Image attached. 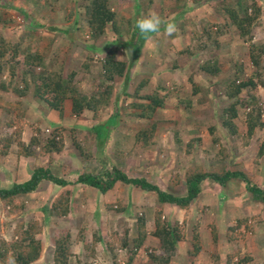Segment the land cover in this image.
Returning a JSON list of instances; mask_svg holds the SVG:
<instances>
[{
	"label": "rangeland",
	"instance_id": "obj_1",
	"mask_svg": "<svg viewBox=\"0 0 264 264\" xmlns=\"http://www.w3.org/2000/svg\"><path fill=\"white\" fill-rule=\"evenodd\" d=\"M153 1L157 8L153 6V10H148L145 0H109L117 18H129L134 13L133 6L137 2L142 10L141 16L155 12L162 20L176 25L177 32L172 36L163 35L161 30L160 35H151V41L145 40L146 44L139 50L126 81V92L131 94L138 81L146 79L147 83L138 95L156 91L159 96H164L163 108L156 111L150 120L136 118L138 110L128 108L127 105L140 100L122 94L120 79L113 82V94L108 106L101 108L96 114L84 113L79 118L70 114L68 101L62 103L60 114L50 110L42 101H35L30 93L31 84L27 95L21 98L11 90H0V136L12 132L20 119V139L23 143H27L35 130L38 138L43 140L55 127L59 130L62 142L59 153L46 156H40L38 151L30 157L18 156L16 148L11 146L7 155L0 156V186L8 187L12 183L18 184L27 180L36 167H46L53 175L73 182L83 167L94 168L98 160L104 158L109 166L114 165L119 170L122 169V173L125 172L128 177L145 178L162 191H166L171 185L172 192L176 195L183 194V175L194 167H199L202 171L238 170L244 173L252 184L264 189V155L254 160L262 130L253 133L247 146L241 145V134L244 130L243 110H238L239 117L235 120L238 136L228 137L219 128L220 109L224 102L221 80L238 65H241L244 75L250 73L246 45L231 29L217 37V47L211 42H205L203 38L196 37L201 29L195 28L193 22H221L220 16L214 11L218 0H210V7L202 6L207 0ZM254 1L260 6L261 14L259 24L251 32L252 41L264 46V0ZM182 2L188 8L184 11L183 18L175 17ZM79 3L78 0H0V17L2 20H8L2 28L0 24V35L5 37L7 42L18 41L21 46L20 53L26 49L37 50L44 56L48 71H60L62 75L74 71V81L83 91H90L99 81L96 64L100 57L99 50L103 44L112 41L113 35L107 30L106 35L97 40L93 52L83 54L92 47L87 46L90 42L85 44L88 39L87 30L83 25ZM68 11H71L73 16L65 20ZM30 20L41 27H31ZM181 21L182 26L179 25ZM51 27H65L68 30L75 28L76 32L73 31V36L70 34L69 37V32L51 31ZM121 33L117 35L119 43H123ZM135 39L133 35L130 38L132 43H135ZM186 47L188 51H194L193 57L178 54ZM129 55L126 49L117 55V58H128ZM205 60L216 62L219 69L217 76L199 72L198 65ZM262 64L264 66V57ZM34 72L44 73L38 69ZM190 81L194 82V86ZM193 89H196L195 93L192 92ZM256 96L264 104V95L260 88ZM178 100L189 101L190 108L182 109ZM110 112L115 113L116 124L110 129L109 137L101 147L93 140L88 129L101 123ZM9 121L13 122V125L8 129L6 123ZM262 122L264 125V118ZM151 125L155 128L152 138L155 130L158 131L156 135L159 134V138L154 137L151 145L143 146L140 142L131 141V137L138 131H149ZM210 126H215L213 136L219 137L220 143L226 148L224 158L218 154L217 146L211 145V136L207 130ZM72 129L74 132H71ZM174 133L180 140L179 146L174 143ZM71 138L84 153L90 155L89 161L78 153ZM190 138L199 140L193 143L190 153L186 154L184 145ZM173 179L177 181L176 184H172ZM232 183L234 182L220 189L211 181H203L197 199L186 209H178L169 204L159 206L152 192H143L118 183L104 194H99L93 189L89 190L95 193L87 192L85 187L78 185L73 189L75 193L71 196L70 213L66 217L53 214L44 223L38 209L50 200L56 187L53 188L48 182H40L27 200L23 199L27 203L23 212L7 215L0 204V238L10 239L15 223L32 217L41 221L42 232L38 235L41 240V252L32 264H51L53 230L76 231L83 228L88 239L93 230L98 231L102 238L107 237L110 232H122L124 229L132 235L135 215L144 214L146 226L149 227L152 211L161 208L168 221L180 222L179 227L183 232L182 241L178 245V251L176 250L178 254L174 258L177 260L176 264H224L228 255H235V259L248 256L250 261L247 264H264V207L245 195L242 184L232 186ZM237 189L239 193L235 192ZM115 200H119L123 207L128 206V215L122 214V211L105 208L106 204ZM241 218L247 219L248 226L251 224L250 230L243 231L240 228L242 236L237 235L235 239L227 241L225 229ZM211 226L216 231L214 241L210 234ZM193 231L198 235L200 251L191 256L189 252ZM146 245L161 254L154 240H148ZM71 253L68 264H75V261L79 260L82 264H106L103 260H107L109 264V256L104 252L102 245L96 246L95 259H90L83 253L78 244L72 247ZM118 255L116 263L122 264L126 254ZM131 264H145L144 258H136Z\"/></svg>",
	"mask_w": 264,
	"mask_h": 264
},
{
	"label": "trees",
	"instance_id": "obj_2",
	"mask_svg": "<svg viewBox=\"0 0 264 264\" xmlns=\"http://www.w3.org/2000/svg\"><path fill=\"white\" fill-rule=\"evenodd\" d=\"M78 1L82 11L83 25L87 30L88 39L85 44L87 45V42H90L87 46L92 47L91 50H86L83 54H91L97 40L104 37L107 30L113 35L112 41L103 44L99 50L100 57L96 62L99 81L95 87L90 91H83L74 81L76 74L74 71H69L64 75L60 71H48L44 63V56L38 53L37 50L30 51L26 49L20 53L21 46L18 41L14 43L7 42L5 37L0 35V90L3 92L11 90L13 94L21 98L27 95L31 84L30 93L35 101H42L50 110L56 111L58 114L61 112L62 103L68 101L70 114L74 118H79L84 113L96 114L101 108L108 106L110 97L113 94V82L116 79H120L122 82V94L125 97L140 100L139 102L130 103L127 107L138 110L135 115L136 118L150 120L155 111L163 108L164 96H159L156 91L146 95H138L142 87L146 85V79L139 80L131 94L126 92V81L130 70L139 50L146 44L145 38L134 28L135 20L138 17H142V10L139 9V4L136 2L133 6L134 13L129 18L123 19L121 17L117 18L116 13L110 7L109 0ZM145 3L148 10H153V6L157 8L153 0H145ZM202 6L210 7V0H207ZM187 8L185 3H180V11L175 14V17L181 16L183 18ZM214 11L220 16L221 22L219 24L195 23L192 18L195 28L201 29L196 37L203 38L205 42H211L217 47V37L224 35L225 32H229L231 29L236 33L237 38L246 45L247 60L251 69L248 75H244L241 65H238L232 73L221 80L220 87L224 102L220 109L219 128L228 137L238 136L235 120L239 117L238 110H243L242 122L244 130L241 134V145L243 147L247 146L253 133L256 130H262V138L254 155V160H258L264 155V125L262 122L264 104L256 96L258 88L262 90L264 95V66L262 64L264 46L252 41L251 32L259 24L260 6L254 0H218ZM72 16L73 13L68 11L65 20L70 19ZM181 17L179 20H181ZM7 21L2 20L0 17L1 28ZM182 24L183 21L179 23L180 26ZM29 25L33 28L41 27L33 20H30ZM53 30L69 32V37L70 34L73 36L74 32H76L74 31L75 28L68 30L65 27H51V31ZM119 32L123 34V43L117 41ZM132 35L136 38L135 43L130 40ZM126 49L130 53L128 58L122 56V58L117 60V55L121 52L123 53ZM178 54L193 57L194 51H188L186 47L179 51ZM35 69L43 70L44 73H36L34 72ZM198 70L212 77L219 74L218 66L213 60L201 62L198 65ZM2 77L3 79L1 80ZM191 84L194 86V82ZM192 92L195 93L196 89H193ZM178 104L182 109H189L191 103L186 100H178ZM115 117V113L110 112L101 123L90 126L88 129L97 145L102 147L109 137L110 129L116 124ZM12 125L13 122L9 121L6 123V128H12ZM215 129V126H210L207 129L211 136L210 142L211 145L217 146L218 154L221 158H224L226 148L224 144L220 143L219 137L213 136ZM20 130L19 119V124L14 127L12 132L3 133L0 136V156L7 155L11 146L16 148L15 151L18 156L23 157L33 156L36 151H38L40 156H46L59 153L62 149V142L57 127L52 128L49 135L43 140L38 138V133L35 130L27 143L21 141ZM153 130L154 125L150 126L149 131L140 130L131 137V141L133 143L140 142L143 146L151 145ZM71 132H74V129ZM175 136H177L176 133H174L173 137L174 143L179 146L181 144L180 140ZM71 139L78 153L89 161L90 155L84 153L83 149L73 138ZM198 140V138H190L185 143L184 151L186 154L190 153L193 143L198 142ZM114 155L116 156V151H114ZM98 162V164L94 165V168L83 167L81 173L77 175L73 182L53 175L46 167H36L32 170L27 180L18 184L12 183L8 187L0 186L1 208L5 209L7 215L23 212L26 210L27 204L23 199L27 200L37 189L40 182H48L53 188L56 187V190H53L50 200L38 209L42 214L44 223L49 220V214L66 217L70 213L72 208L71 196L72 193H75L74 187L78 185L85 187L87 192L104 194L118 183L143 192H152L159 206L169 204L178 209H186L189 204L197 199L200 184L205 180L211 181L220 187L236 181V183L242 184L246 195L252 201L260 203L264 207V189L252 184L246 175L238 170L202 171L201 168L194 167L183 175V194L176 195L172 192L171 185L167 187L166 191H162L145 178L126 176L116 166H109L104 158L99 159ZM176 183L177 181L173 179L172 184ZM89 189H93L95 192ZM105 208L128 214V206H121L119 200L106 204ZM151 215V225L149 227L146 226L144 214L135 215L132 235H129L127 230L124 229L122 232H110L107 237L102 238L98 231L93 230L90 232L88 239L87 233L83 228L76 231L55 229L51 234V264H68V260L72 256L71 249L75 244H78L80 250L83 253L85 252L90 259H95L96 246L102 245L104 252L109 256V264H117L118 253L120 255L122 253L126 254L122 264H131L136 258H144L145 264H169L170 259L176 254L178 244L182 241L183 232L179 227L180 223L175 220H165L161 208L153 210ZM42 224L41 221L33 219V217L29 220L15 223L11 230V238H0V264H6V259L9 256L15 257L16 264H32L36 261L41 252V240L38 235L42 232ZM240 228L243 231H248L251 228V224L248 226L247 219H236L232 225L225 229L226 240L235 239L237 235L242 236ZM210 230L211 238L214 241L216 240V231L212 226ZM150 239L157 243V250L161 254H157L156 249H150L146 245ZM198 241V235L193 231L189 255L194 256L200 251ZM77 260L79 259L77 258ZM249 261L250 258L248 256L235 259V255H228L224 264H247ZM75 264H82L81 260L75 261Z\"/></svg>",
	"mask_w": 264,
	"mask_h": 264
},
{
	"label": "clouds",
	"instance_id": "obj_3",
	"mask_svg": "<svg viewBox=\"0 0 264 264\" xmlns=\"http://www.w3.org/2000/svg\"><path fill=\"white\" fill-rule=\"evenodd\" d=\"M134 28L138 30L139 34L145 38L146 41H151V34H161L163 28V35L172 36L177 32V27L174 23L162 20L155 12L149 13L135 20ZM122 57H118L120 59ZM6 264H16L14 256H9L6 259Z\"/></svg>",
	"mask_w": 264,
	"mask_h": 264
},
{
	"label": "crops",
	"instance_id": "obj_4",
	"mask_svg": "<svg viewBox=\"0 0 264 264\" xmlns=\"http://www.w3.org/2000/svg\"><path fill=\"white\" fill-rule=\"evenodd\" d=\"M158 111V110H157ZM156 114V111L154 112V114H153V116ZM152 116V117H153ZM152 119V118H151ZM154 124V123H153ZM155 129V128H154ZM158 131H156L155 130V132H154V136H153V138H152V142L154 141V139L156 138V136L159 138V134H157L156 135V133H157ZM161 134V133H160ZM155 137V138H154ZM121 171H122V169H121ZM124 174H125V172H124ZM127 176V175H126ZM229 183H227L226 185H228ZM235 184L237 185V183H232V186H235ZM121 185V184H120ZM226 185L225 186H223V187H220L219 186V188L221 189V188H225L226 187ZM229 186V185H228ZM242 186V185H241ZM232 189H233V187H231ZM235 190V189H234ZM221 191V190H220ZM235 192H238L239 193V189H237ZM246 195V194H245ZM210 198H212L213 196H209ZM165 206H168L167 204H164ZM163 205V206H164ZM181 211V210H180ZM122 214H124V215H128V214H125L124 212H122ZM51 215H53V214H49V216H51ZM163 217H164V219L165 220H167L166 219V216L165 215H163ZM178 220V219H177ZM168 221V220H167ZM180 223V222H179ZM181 243V242H180ZM179 243V244H180ZM178 244V245H179ZM177 251H178V246H177ZM178 254V252L175 254V256H173L171 259H170V261H169V264H176L177 263V260L176 259H174L175 257H176V255ZM106 264H107V260L105 261V260H103ZM96 264H98L97 262H96Z\"/></svg>",
	"mask_w": 264,
	"mask_h": 264
}]
</instances>
